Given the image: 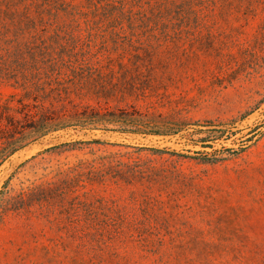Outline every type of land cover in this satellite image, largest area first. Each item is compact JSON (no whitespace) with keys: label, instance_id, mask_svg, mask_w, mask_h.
<instances>
[{"label":"rangeland","instance_id":"rangeland-1","mask_svg":"<svg viewBox=\"0 0 264 264\" xmlns=\"http://www.w3.org/2000/svg\"><path fill=\"white\" fill-rule=\"evenodd\" d=\"M0 264H264V0L0 3Z\"/></svg>","mask_w":264,"mask_h":264},{"label":"trees","instance_id":"trees-1","mask_svg":"<svg viewBox=\"0 0 264 264\" xmlns=\"http://www.w3.org/2000/svg\"><path fill=\"white\" fill-rule=\"evenodd\" d=\"M10 1H11V0H7V1H6V0H1L0 3H1V4H6L7 2L10 3ZM242 116H243V115H242ZM242 116H241V118H242ZM113 122H114V121H113ZM115 122H116V121H115ZM127 132H128V133H134V131H127Z\"/></svg>","mask_w":264,"mask_h":264}]
</instances>
